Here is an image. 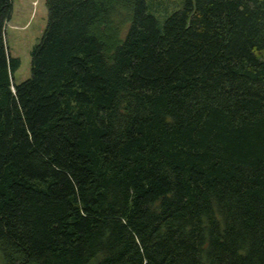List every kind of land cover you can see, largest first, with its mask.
Listing matches in <instances>:
<instances>
[{
    "label": "trees",
    "instance_id": "1",
    "mask_svg": "<svg viewBox=\"0 0 264 264\" xmlns=\"http://www.w3.org/2000/svg\"><path fill=\"white\" fill-rule=\"evenodd\" d=\"M46 0L30 76L0 0L4 264H264V0Z\"/></svg>",
    "mask_w": 264,
    "mask_h": 264
},
{
    "label": "rangeland",
    "instance_id": "2",
    "mask_svg": "<svg viewBox=\"0 0 264 264\" xmlns=\"http://www.w3.org/2000/svg\"><path fill=\"white\" fill-rule=\"evenodd\" d=\"M148 11L159 26L173 12L183 7L182 0H145ZM47 23L46 0H12V12L5 27V42L9 54L20 60L13 82L20 84L30 76V52L39 42ZM0 264H4L0 252Z\"/></svg>",
    "mask_w": 264,
    "mask_h": 264
}]
</instances>
